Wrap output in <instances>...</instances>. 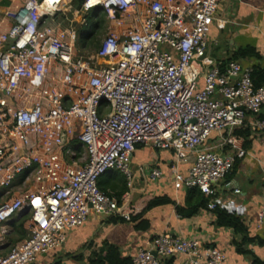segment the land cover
<instances>
[{
  "label": "built area",
  "instance_id": "1",
  "mask_svg": "<svg viewBox=\"0 0 264 264\" xmlns=\"http://www.w3.org/2000/svg\"><path fill=\"white\" fill-rule=\"evenodd\" d=\"M73 2L26 0L0 13V251L10 223L30 214L28 237L0 264H36L91 216L130 222L139 214L130 193L120 202L98 184L118 172L131 189L138 146L172 153L175 189L199 190L215 212L219 185L248 156L237 132L264 136V86L255 88L252 68L212 57V30L227 23L220 0H85L80 9ZM98 15L106 36L94 54L78 55L80 34L93 33ZM181 165L190 166L186 176ZM19 183L23 193H12ZM173 261L227 258L165 232L133 264Z\"/></svg>",
  "mask_w": 264,
  "mask_h": 264
},
{
  "label": "crops",
  "instance_id": "2",
  "mask_svg": "<svg viewBox=\"0 0 264 264\" xmlns=\"http://www.w3.org/2000/svg\"><path fill=\"white\" fill-rule=\"evenodd\" d=\"M25 1L0 0V13ZM218 17L227 23L223 31L216 27L212 30L214 60L225 62L239 50L251 47L256 50L259 57L241 58L238 62L245 68L260 67L264 70V0H220ZM215 48H222L220 57L214 56ZM244 132L249 135L247 140L242 137L248 156L238 160L234 170L219 185L217 211L222 210L239 217L246 228L245 233L218 227L216 212H209L207 208L200 209L191 217H187L188 214L181 215L178 208L189 210L191 194L199 190L175 189L174 176L171 172L172 153L140 147L132 160L134 184L131 189L128 188L131 206L138 213H142L152 200L159 197H167L173 204L160 206L145 213L144 220L150 224L147 231H137L130 223L109 224L103 217L91 216L83 227L70 233L63 248L42 255L36 264H90L94 252H99L104 244L115 246L123 258L131 259L133 263L134 257L148 240L165 232L187 239H197L205 247L217 248L226 256V264H256V260L264 262V226L258 224L263 202L264 136ZM217 138L218 135L213 134L212 139ZM189 167L181 165L183 175L188 174ZM156 168L162 170L164 177L153 181L151 173ZM109 177L113 179V176ZM101 179L112 180L104 177ZM16 185L19 187L17 190L13 187V193H23L22 184ZM238 190L240 194H236ZM2 201L4 199L0 197V203ZM209 201L208 198V203ZM24 216L26 214L12 223ZM28 222L30 223V220ZM28 222L25 224L26 229ZM12 223L9 225L10 238L13 231ZM170 264H180V261H173Z\"/></svg>",
  "mask_w": 264,
  "mask_h": 264
},
{
  "label": "trees",
  "instance_id": "3",
  "mask_svg": "<svg viewBox=\"0 0 264 264\" xmlns=\"http://www.w3.org/2000/svg\"><path fill=\"white\" fill-rule=\"evenodd\" d=\"M84 1L85 0H74L73 7L75 9H80ZM89 20H91L90 17ZM95 26L96 27L93 33L88 38L84 37L83 34L84 30L81 32L80 41H79L81 45H88L91 47L96 46L99 48L98 35L99 32L104 29L105 26L104 19L101 18L100 21H98L95 24ZM247 57L258 58L259 56L255 49L249 47L239 50L238 53H236L234 56L230 58V61L231 60L239 61L241 60V58H247ZM228 61H225L223 63L226 64L228 63ZM252 79L256 89H259L262 86H264V70L261 69L260 67L253 68ZM247 131L250 133V130ZM237 134L240 135L241 137H244L246 140L249 137V135H247V133L244 131H238ZM140 147L143 146H138L137 149ZM98 185L101 191L107 194L114 195L120 200V202L122 201L124 195L128 192V183L126 178L123 176L114 178L109 181H103L102 179H100ZM207 203H208V198L205 195H203L200 191L199 192L197 191L196 193L191 194V197L189 199V206H190L189 210L186 211L182 208L181 209L178 208L179 209L178 211L181 215L188 214L186 216L191 217L195 215L200 209L207 208ZM168 204H173V201L167 197L164 198L159 197L152 200L142 213H139L138 215L132 217L130 222H127L123 218H109L106 220V222L109 224L118 223V222L127 223V224L130 223L135 226V229L137 231H147L150 227V224L149 222L144 220L145 213L148 210ZM215 212L217 215L216 224L218 225V227L231 228L236 233L246 232V228L239 217L233 214H229L222 210H218V211L216 210ZM26 221H27L26 216H24L11 224V228L13 231L11 234V238L9 240V244H8L9 246L1 250L0 251L1 253L6 255L14 246H16L19 243V241H23L28 237V231L25 228ZM16 237L18 238L16 239ZM90 264H133V263L131 259L123 258L121 256L119 249L116 248L115 246L104 244V247L101 250H99V252H94V256ZM256 264H264V262L256 260Z\"/></svg>",
  "mask_w": 264,
  "mask_h": 264
},
{
  "label": "rangeland",
  "instance_id": "4",
  "mask_svg": "<svg viewBox=\"0 0 264 264\" xmlns=\"http://www.w3.org/2000/svg\"><path fill=\"white\" fill-rule=\"evenodd\" d=\"M71 7L73 6V4L72 5H70ZM67 9H69V6L67 7ZM69 14V13H68ZM69 17L71 16V15H68ZM98 18H102V15H98ZM106 25V24H105ZM92 26L93 25H91L90 26V28L92 29ZM94 31V30H93ZM106 36V31H105V28L103 29V30H101L100 32H99V35H98V40L100 41V40H102V39H104V37ZM98 47H96V46H88V45H81L80 43H79V46H78V48H77V52H78V55H82V56H84V57H89V56H91L92 54H94L95 53V51H97L98 49H97ZM222 48H215V53H214V56H216V57H220V54L222 53ZM150 149V148H149ZM113 176V179L114 178H118V177H121V176H123V175H121L120 173H118V172H110V173H107L105 176H103L105 179H112V178H110L109 176ZM102 177V178H103ZM124 177V176H123ZM19 186L18 185H15L14 186V190H17V188H18ZM13 193V192H12ZM26 219H27V222L30 220V214L29 213H27L26 212ZM28 224H29V222H28ZM27 224V225H28ZM29 226V225H28ZM27 231H28V227H27V229H26ZM0 255H4L3 253H1L0 252Z\"/></svg>",
  "mask_w": 264,
  "mask_h": 264
}]
</instances>
